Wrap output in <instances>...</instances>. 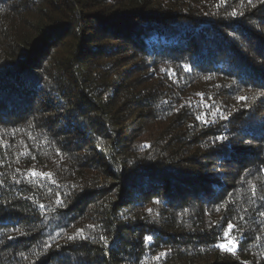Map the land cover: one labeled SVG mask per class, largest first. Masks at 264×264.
<instances>
[{"label":"trees","instance_id":"obj_1","mask_svg":"<svg viewBox=\"0 0 264 264\" xmlns=\"http://www.w3.org/2000/svg\"><path fill=\"white\" fill-rule=\"evenodd\" d=\"M262 214L264 0H0V264H264Z\"/></svg>","mask_w":264,"mask_h":264},{"label":"snow or ice","instance_id":"obj_2","mask_svg":"<svg viewBox=\"0 0 264 264\" xmlns=\"http://www.w3.org/2000/svg\"><path fill=\"white\" fill-rule=\"evenodd\" d=\"M251 2V0H249V3ZM237 13L235 10H233V12L231 13V15L235 16ZM185 70L187 71V67L185 66ZM174 75V73H173ZM259 95V93L257 94ZM238 100H244L246 99L245 97H237ZM198 120H203L205 123L207 122L206 120H204V116L203 114L201 115H198L196 117ZM217 139H224V137H217ZM30 171V174L35 177L37 175L39 176H46L48 177L49 179H51V174L50 173H37L35 170H29ZM57 203H62V201H60L59 199L57 200ZM41 208L44 207V205H40ZM264 215V214H262ZM91 227V225L89 226ZM237 226L234 225L231 221L228 222L227 226H226V229L224 230L223 232V238H224V241H226V243H217L215 245V247L221 249V250H225V251H228L230 253H234V250L235 248L237 247V241H236V238L231 236V233L235 230ZM83 233V229H78L77 230V234H82ZM11 238V237H10ZM74 237L70 236L69 239H73ZM101 240H105V237L101 236L100 237ZM152 240V237L151 236H145L144 237V241L145 243H149L150 241ZM165 255V253H161L160 256H163ZM159 257H157L158 259Z\"/></svg>","mask_w":264,"mask_h":264}]
</instances>
